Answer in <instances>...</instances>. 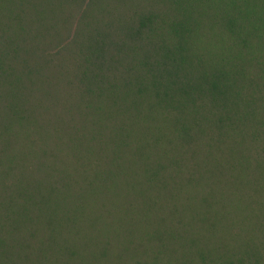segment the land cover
I'll list each match as a JSON object with an SVG mask.
<instances>
[{"label":"trees","instance_id":"trees-1","mask_svg":"<svg viewBox=\"0 0 264 264\" xmlns=\"http://www.w3.org/2000/svg\"><path fill=\"white\" fill-rule=\"evenodd\" d=\"M0 264H264V0H0Z\"/></svg>","mask_w":264,"mask_h":264}]
</instances>
